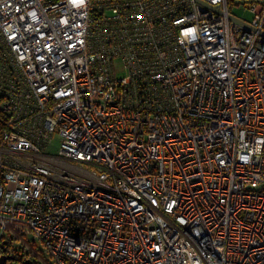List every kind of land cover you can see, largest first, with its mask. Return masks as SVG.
<instances>
[{
	"label": "built area",
	"instance_id": "built-area-1",
	"mask_svg": "<svg viewBox=\"0 0 264 264\" xmlns=\"http://www.w3.org/2000/svg\"><path fill=\"white\" fill-rule=\"evenodd\" d=\"M201 1L0 0L4 264H264V0Z\"/></svg>",
	"mask_w": 264,
	"mask_h": 264
},
{
	"label": "water",
	"instance_id": "water-1",
	"mask_svg": "<svg viewBox=\"0 0 264 264\" xmlns=\"http://www.w3.org/2000/svg\"><path fill=\"white\" fill-rule=\"evenodd\" d=\"M194 1H195L196 3H198V4H200V5H203V6L207 7V8H209V9L215 11V12L220 13V9H219L218 6H211V5L205 3V2H203V1H201V0H194ZM230 19H231V21H233L234 23H236V24H238V25H241V26L245 27V28L248 29V30H251V29H252V28H250L248 25H246V24H244L243 22L237 20L236 18L230 17ZM6 259H9V258L6 257V256H1V258H0V264H4V262L6 261Z\"/></svg>",
	"mask_w": 264,
	"mask_h": 264
},
{
	"label": "rangeland",
	"instance_id": "rangeland-1",
	"mask_svg": "<svg viewBox=\"0 0 264 264\" xmlns=\"http://www.w3.org/2000/svg\"><path fill=\"white\" fill-rule=\"evenodd\" d=\"M231 13L236 15V16H239V17H242V18H245V19H249V15L244 12L241 8H238V7H235V8H232L231 10ZM58 139L56 140V143L54 144V146L52 147V149L49 151V155L51 156H56V151L58 150ZM75 166H78L77 164H74ZM84 168V166H83ZM11 264H14L13 262Z\"/></svg>",
	"mask_w": 264,
	"mask_h": 264
},
{
	"label": "trees",
	"instance_id": "trees-1",
	"mask_svg": "<svg viewBox=\"0 0 264 264\" xmlns=\"http://www.w3.org/2000/svg\"><path fill=\"white\" fill-rule=\"evenodd\" d=\"M1 131H2V126H0V133H1Z\"/></svg>",
	"mask_w": 264,
	"mask_h": 264
}]
</instances>
